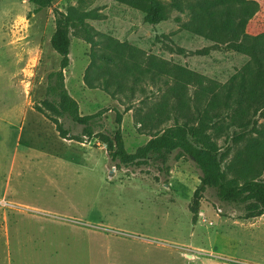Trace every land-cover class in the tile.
<instances>
[{"label": "rangeland", "instance_id": "obj_1", "mask_svg": "<svg viewBox=\"0 0 264 264\" xmlns=\"http://www.w3.org/2000/svg\"><path fill=\"white\" fill-rule=\"evenodd\" d=\"M255 1L258 11L246 26L251 35L264 32V0ZM55 10L96 13L86 20L94 40L126 43L142 53L143 61L153 57L169 70L180 66L224 83L247 61L224 49L198 53L211 42L182 28L187 11L172 9L167 19L149 24L143 13L117 0H56L41 10L28 0H0V264H88L89 232L106 231L113 237L119 229L136 236L129 246L139 253L145 248L148 259L151 252L155 264L221 263L224 259L216 253L220 248L243 251L256 261L246 264H264V217L243 223L221 217L223 208L214 206L217 199L207 190L192 224L188 203L200 174L193 161L171 159L168 176L153 168L151 174L131 167L117 170L105 144L62 139L34 109L44 98L47 74L59 65L49 43ZM96 47L72 34L65 87L81 115L103 111L102 130L111 132L115 110L120 112L124 147L134 152L150 137L136 122L160 98L168 77L160 74L154 83L141 79L132 93L130 78L114 96L89 89L83 75ZM254 120L264 121L258 115ZM64 126L71 134L81 131L66 120ZM223 138H217L218 144ZM238 147L232 146L222 160L224 170ZM4 231H10L9 260L2 245Z\"/></svg>", "mask_w": 264, "mask_h": 264}, {"label": "trees", "instance_id": "obj_2", "mask_svg": "<svg viewBox=\"0 0 264 264\" xmlns=\"http://www.w3.org/2000/svg\"><path fill=\"white\" fill-rule=\"evenodd\" d=\"M56 0H28L36 10L51 7ZM143 13L149 24L168 18L170 10L188 12L182 28L211 42L210 50L224 49L247 57V61L224 83L205 78L180 66L170 70L153 57L141 59L136 48L112 38L94 40L93 29L87 19L96 18L93 12L66 13L54 11L55 28L50 37L51 49L60 57L58 69L46 77L44 98L34 109L46 116L59 137L77 143L97 139L106 145L114 168H137L151 174L168 176L171 159L188 158L199 170V184L195 187L188 211L191 222L198 217L200 201L207 190L217 199L214 204L221 217L248 220L264 214V32H246L248 21L258 11L255 0H117ZM72 34L80 36L96 51L83 75L89 89H101L114 96L122 93L128 79L134 84L149 77L154 83L166 74L167 86L160 98L153 102L138 123L148 129L149 139L134 152H127L122 137V114L115 110V127L102 130L103 111L81 115L78 103L68 93L63 71L69 66ZM99 59V63L96 62ZM145 66L142 67V64ZM171 82L170 84L168 82ZM164 82V83H165ZM190 87L192 88L189 93ZM81 126L78 134H71L64 121ZM170 121L172 123L168 124ZM224 135L223 144L217 138ZM232 146L235 150L226 168L222 160ZM229 173V176L227 174ZM157 179V177H155Z\"/></svg>", "mask_w": 264, "mask_h": 264}, {"label": "crops", "instance_id": "obj_3", "mask_svg": "<svg viewBox=\"0 0 264 264\" xmlns=\"http://www.w3.org/2000/svg\"><path fill=\"white\" fill-rule=\"evenodd\" d=\"M264 217V214L259 216ZM258 218V217H256ZM254 219V218H252ZM250 220V219H248ZM248 220H237L240 223L247 222ZM243 221V222H242ZM222 226V225H221ZM227 226V225H226ZM221 229V228H220ZM20 232V231H18ZM14 232V233H18ZM119 236L107 235L106 231H98L95 233L88 234L86 238L88 247V264H155L152 261V253L150 252V259H148V253L145 248L138 252L137 247H131L130 241L136 237L129 235L119 229ZM71 235V234H70ZM3 243L2 245L7 251V259L9 260L10 254V231L3 232ZM113 241L125 244L119 247L113 246ZM135 243V242H133ZM220 257H223L221 263L215 264H246L247 262H256L251 259L248 254L243 251H236L233 248H220L216 251ZM140 256L142 258H140ZM199 264V263H195ZM214 264V263H211Z\"/></svg>", "mask_w": 264, "mask_h": 264}]
</instances>
